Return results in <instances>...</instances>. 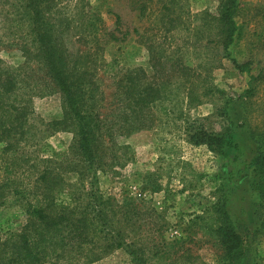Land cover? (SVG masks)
Instances as JSON below:
<instances>
[{
	"label": "trees",
	"instance_id": "16d2710c",
	"mask_svg": "<svg viewBox=\"0 0 264 264\" xmlns=\"http://www.w3.org/2000/svg\"><path fill=\"white\" fill-rule=\"evenodd\" d=\"M218 2L215 13L195 16L192 29L195 49L213 55L205 54L190 67L181 48L170 49L166 43L167 34L190 31L189 14L178 0H127L132 11L153 23L155 36L134 28L120 33L122 37L116 35L119 15L114 14L115 27L108 28L101 14L89 10L87 0H0V47L14 46L24 58V64L14 68L0 59V161L7 177L0 181V206L18 198L25 217L17 230L0 233V264H94L116 249L123 250L131 264L160 259L159 245L148 244L144 234L142 210L128 198L119 203L98 194L96 173L126 163L127 149L117 144L118 138L151 129L162 117H181L182 107L199 106L220 93L211 82L212 70L219 66L214 63L227 58L241 30L236 21L239 2ZM131 34L147 49L150 74L103 54L106 45L121 43ZM71 36L81 48L68 45ZM250 63L236 67L246 69ZM54 91L62 115L44 123L34 113L33 99ZM42 125L46 131L72 134L63 160L26 152L37 145ZM230 136L228 129L218 135L199 131L192 139L195 145L227 149L232 146ZM249 136L255 145L248 166L259 223L254 235H264V129H250ZM60 195L65 200L58 202ZM226 207L219 199L209 215L221 260L251 264L250 249Z\"/></svg>",
	"mask_w": 264,
	"mask_h": 264
},
{
	"label": "rangeland",
	"instance_id": "374dc122",
	"mask_svg": "<svg viewBox=\"0 0 264 264\" xmlns=\"http://www.w3.org/2000/svg\"><path fill=\"white\" fill-rule=\"evenodd\" d=\"M178 1L182 11L189 14L190 31L167 34L166 43L171 45L170 49L179 46L184 63L195 67L202 56L213 55L212 51L204 54L193 46L195 16L204 11L215 13L219 2ZM237 1L240 14L236 21L241 34L229 47L227 58L215 62L214 65L219 63V66L212 70L211 82L220 93L199 106L182 107L184 117H162L151 129L118 138L117 144L127 149L126 163L96 173L98 194L103 198L112 197L119 203L128 198L134 207L142 210L148 244L157 242L162 255L160 259L151 258L152 264H223L222 251L210 229L209 219L219 199L226 201L229 217L244 240V246L250 249L251 264H264V235H254L259 223L254 214L253 172L248 166L255 147L249 131L264 129V0ZM87 2L89 10L101 14L108 28L115 27L114 14L119 15L118 37L127 30L132 33L134 28L147 29L150 36L154 33L153 23L132 11L127 0ZM66 41L70 47L81 48L74 36ZM103 54L107 58L116 57L120 65L141 67L148 74L152 72L147 49L134 34L126 36L121 43L106 45ZM0 59L8 67L24 64V58L14 46L0 47ZM247 61L251 63L246 69L236 67ZM33 109L44 123L60 119L59 94L54 91L34 98ZM43 126L34 140L37 145L27 147L26 152L63 160L72 143V134L46 131ZM227 129L232 142L227 149L195 145L192 139L194 132L218 135ZM1 150L2 144L0 153ZM3 179L7 177L0 161V181ZM64 200V195L58 197V202ZM17 201L18 198L16 202L0 206V233L3 235L24 223L25 217ZM94 264L131 262L123 250L116 249Z\"/></svg>",
	"mask_w": 264,
	"mask_h": 264
}]
</instances>
